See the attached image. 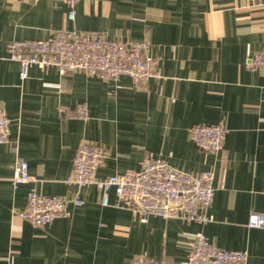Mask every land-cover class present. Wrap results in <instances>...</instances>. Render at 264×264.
<instances>
[{"label": "crops", "instance_id": "crops-1", "mask_svg": "<svg viewBox=\"0 0 264 264\" xmlns=\"http://www.w3.org/2000/svg\"><path fill=\"white\" fill-rule=\"evenodd\" d=\"M68 11L63 0H0V106L10 119L9 141L0 144V264H130L139 254L185 264L197 233L245 251V264H264V228L247 226L250 213H264V68L247 65L264 47V0H78L73 19ZM60 29L144 41L158 77L135 85L125 75L112 81L33 65L22 79L8 43ZM81 104L86 119L73 116ZM219 122L222 150L191 140L193 125ZM82 142L104 150L98 178L139 171L147 155L193 176L212 170L211 220L141 221L102 206L95 185H67ZM19 157L31 179L14 187ZM30 189L83 203L35 227L17 216Z\"/></svg>", "mask_w": 264, "mask_h": 264}, {"label": "built area", "instance_id": "built-area-1", "mask_svg": "<svg viewBox=\"0 0 264 264\" xmlns=\"http://www.w3.org/2000/svg\"><path fill=\"white\" fill-rule=\"evenodd\" d=\"M69 7L68 18L73 19L78 0H63ZM144 41H115L100 34L55 31L47 39L13 40L6 47L8 59L20 65L19 75L28 76L30 66L41 69L55 68L65 75L82 71L88 76L117 81L129 77L133 84L158 77V60L148 54ZM251 70L264 68V47L247 59ZM74 117L89 116L86 105H77ZM10 119L0 106V144L9 141ZM191 140L199 148L218 152L223 149L227 129L222 122L197 124L189 129ZM105 153L96 143L82 142L72 159L71 171L65 178L67 185L78 188L95 187L101 191V205L129 211L146 221L149 216L163 219H181L206 224L211 220L208 213L214 195V173L206 170L197 176L176 170L164 160L147 155L141 161L139 171L128 170L98 178ZM28 163L17 158L11 178L14 187L29 182ZM113 191L115 200L110 201ZM76 196L46 195L30 189L26 193L25 207L17 212L20 219L39 227L67 215L70 207L82 205ZM247 226L264 228V213H250ZM248 255L242 250L221 249L213 245L203 233H197L190 244L185 264H245ZM130 264H166L161 259L146 254L137 255Z\"/></svg>", "mask_w": 264, "mask_h": 264}]
</instances>
